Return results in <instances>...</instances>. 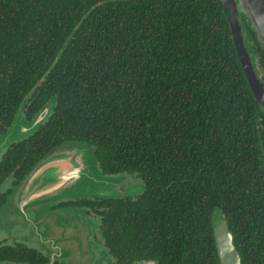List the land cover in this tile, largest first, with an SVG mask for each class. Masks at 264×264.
Listing matches in <instances>:
<instances>
[{
	"label": "trees",
	"instance_id": "16d2710c",
	"mask_svg": "<svg viewBox=\"0 0 264 264\" xmlns=\"http://www.w3.org/2000/svg\"><path fill=\"white\" fill-rule=\"evenodd\" d=\"M245 32L264 81V49L248 21ZM52 99L3 154L0 184L86 146L101 174L143 184L133 210L141 227L159 223L148 243L161 239L162 264H218L221 220L240 264H264V111L218 0H0V137Z\"/></svg>",
	"mask_w": 264,
	"mask_h": 264
},
{
	"label": "flooded vegetation",
	"instance_id": "af4514ba",
	"mask_svg": "<svg viewBox=\"0 0 264 264\" xmlns=\"http://www.w3.org/2000/svg\"><path fill=\"white\" fill-rule=\"evenodd\" d=\"M238 22L245 47L247 20L239 17ZM246 50L249 55L247 48ZM259 82L264 91V81ZM20 138L1 148L0 162L4 161L3 154ZM62 147L69 146L56 148ZM94 168L100 177L111 178L112 182L93 184V190L85 197L52 198L37 206L29 204L21 210L10 212L7 216L2 213L3 207L22 180L13 185L16 181L14 174L6 176L0 184V262L162 264L161 260L169 259L168 250H156L153 246L162 245L161 239L154 237L152 242L148 243L159 223L150 228L141 227L138 220L140 215L133 210L144 191L141 181L135 176L124 174H101L95 157ZM88 170L92 172L90 168ZM109 201H116L117 211L114 217L107 216ZM58 215H61V218ZM74 215L77 216L78 223L74 221ZM8 217L12 218V222L4 225L3 222L8 220ZM147 243L150 246L147 247Z\"/></svg>",
	"mask_w": 264,
	"mask_h": 264
},
{
	"label": "water",
	"instance_id": "95a60500",
	"mask_svg": "<svg viewBox=\"0 0 264 264\" xmlns=\"http://www.w3.org/2000/svg\"><path fill=\"white\" fill-rule=\"evenodd\" d=\"M218 1L225 14L230 39L249 92L254 101L264 110V91L244 47L238 22L239 16L247 19L249 28L255 33L264 49V0ZM52 105L53 99L43 106L31 121H18L15 117L0 137V150L38 128ZM88 168L92 170L91 173ZM112 180L100 177L95 171L94 157L90 148L78 145L56 148L44 155L24 176L9 201L4 205L2 213L7 216L10 212L21 210L29 204L37 206L52 198L82 195L89 191L93 184L98 182L110 184ZM212 234L218 264H240L239 255L232 242V235L224 220L215 225ZM0 264L22 263L0 262Z\"/></svg>",
	"mask_w": 264,
	"mask_h": 264
},
{
	"label": "rangeland",
	"instance_id": "374dc122",
	"mask_svg": "<svg viewBox=\"0 0 264 264\" xmlns=\"http://www.w3.org/2000/svg\"><path fill=\"white\" fill-rule=\"evenodd\" d=\"M90 187H92V186H90ZM93 190V188H91L89 191H86L84 194H82V195H77V196H72V197H75V198H77V197H85V196H87V195H89L90 193H91V191ZM62 214V213H61ZM75 216V220L74 221H76L77 223H78V218H77V216L76 215H74ZM58 217L59 218H61V215H58ZM216 219V221H218V220H220V216L219 217H217V218H215ZM8 222H12V218L11 217H8V220H6V221H4L3 223H4V225L5 224H8ZM77 254V253H76ZM76 258V257H75Z\"/></svg>",
	"mask_w": 264,
	"mask_h": 264
}]
</instances>
